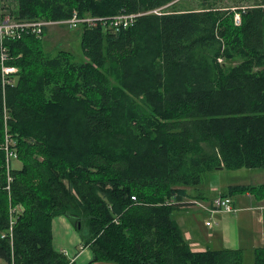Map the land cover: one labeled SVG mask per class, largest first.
<instances>
[{"label": "trees", "instance_id": "1", "mask_svg": "<svg viewBox=\"0 0 264 264\" xmlns=\"http://www.w3.org/2000/svg\"><path fill=\"white\" fill-rule=\"evenodd\" d=\"M15 1L3 7L25 20L138 15L118 32L80 25L81 59L6 40L18 70L4 86L0 72V264H71L52 244L58 215L86 264H243L242 248L193 249L173 211L211 171L264 168V0ZM245 191L262 199L264 183L223 195Z\"/></svg>", "mask_w": 264, "mask_h": 264}, {"label": "crops", "instance_id": "2", "mask_svg": "<svg viewBox=\"0 0 264 264\" xmlns=\"http://www.w3.org/2000/svg\"><path fill=\"white\" fill-rule=\"evenodd\" d=\"M257 169L262 170L258 177L264 175V168ZM260 183H264V178L248 183H229L226 190L219 193V189L215 187L214 183L208 185L204 182L203 187L198 189L187 188V195L180 201L190 202L199 199L207 206L213 197L227 193L230 186ZM231 198L236 210H242L241 214L235 215L237 211L227 213L211 211L193 204H181L177 208L180 212L173 216L193 249L242 248V250L252 253L254 263V249L264 247V209L255 207L264 205V198L256 199L248 191L232 194ZM189 211L192 212L189 213ZM207 220L211 222L209 225L205 223ZM256 223L261 227L257 228ZM50 225L54 248L65 253L70 258L71 264H86L92 259L90 248L82 244L79 233L64 216H54ZM92 264L115 263L99 260Z\"/></svg>", "mask_w": 264, "mask_h": 264}, {"label": "built area", "instance_id": "3", "mask_svg": "<svg viewBox=\"0 0 264 264\" xmlns=\"http://www.w3.org/2000/svg\"><path fill=\"white\" fill-rule=\"evenodd\" d=\"M138 14L137 13H125L120 12L117 15L111 16L107 19H103V17H79L77 16L76 12H73L72 16L66 19L60 20H51V19H35V20H25L16 18L8 9L3 7L2 0H0V72H1V82L2 85H7L13 81V74L17 73L18 67L9 63L12 59V56L9 53L8 47L6 45L7 39H19L24 34H31L35 37H41L45 28L50 23H58V24H67L71 27H77L80 25H86L88 27H92L95 25L97 21H102L104 28L111 30L112 32H118L123 28H127L128 26L132 25L135 22V18ZM234 23L238 24L240 22L239 15L236 13L234 15ZM220 59V58H219ZM4 124L6 129V121L8 119L7 110L4 106ZM13 140L10 136L6 133L5 141L2 147L5 150V166L6 169L9 170V166L13 159L17 158V153L13 146ZM6 170V171H7ZM11 180V176L9 173L7 174V181ZM6 188H9V185H6ZM175 200L172 199L170 202H174ZM187 202V201H185ZM188 204L197 205L199 207L211 210V211H223L227 213H232L236 211L235 205H233V200L231 196L228 195H218L211 199L209 205L206 204L199 199H194ZM257 209H264V205H260L255 207ZM14 217H10L9 221V228H8V236L11 239V225L13 223ZM207 225L211 222L206 221ZM4 236V234H2ZM11 264H13L11 262Z\"/></svg>", "mask_w": 264, "mask_h": 264}, {"label": "rangeland", "instance_id": "4", "mask_svg": "<svg viewBox=\"0 0 264 264\" xmlns=\"http://www.w3.org/2000/svg\"><path fill=\"white\" fill-rule=\"evenodd\" d=\"M11 10L14 13V9L16 6L15 0H4ZM231 1V0H229ZM242 3H245V0H241ZM252 2V0H248L246 2ZM189 3L195 4V0H188ZM86 17V16H84ZM79 26L71 27L67 24H58L56 22L50 23L45 28L41 37H38L46 50V52L50 55H53L58 49H66L67 51L71 52V54L76 59H81L83 57L82 50L80 47V39H79ZM219 61H222L220 59ZM14 165H19L17 158L12 160ZM264 172V171H263ZM262 173V170L254 168V169H247L246 167L238 168V169H226L220 168L214 171H211L206 175L204 178V182L208 185L210 183H214L215 187L219 189V193L224 192L226 187L229 183H248L250 181H255L256 179H263L264 175L258 177ZM258 177V178H257ZM249 209V208H248ZM237 211V210H236ZM177 209L173 211V214L179 213ZM192 211H189L191 213ZM242 210H238L235 215L241 214ZM249 213V212H248ZM231 215V214H230ZM257 228L261 227V225L256 223ZM244 262L243 264H254L253 263V255L250 252H246L243 250Z\"/></svg>", "mask_w": 264, "mask_h": 264}]
</instances>
